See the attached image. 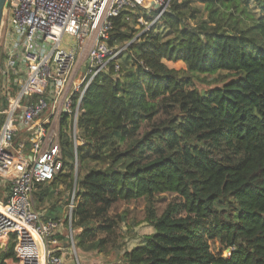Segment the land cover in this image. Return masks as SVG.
Masks as SVG:
<instances>
[{
    "label": "trees",
    "instance_id": "trees-1",
    "mask_svg": "<svg viewBox=\"0 0 264 264\" xmlns=\"http://www.w3.org/2000/svg\"><path fill=\"white\" fill-rule=\"evenodd\" d=\"M195 2L209 17L193 26ZM142 12L123 11L110 39L131 42L135 58L121 57L119 72L112 61L83 100L77 158L106 168L75 180L74 144L63 138L78 192L76 247L102 251L121 226L113 207L145 198L155 232L125 250L126 264H264V0H171L137 36ZM220 72L221 84L196 87L195 78ZM166 193L180 200L158 216L152 201ZM14 246L12 239L0 264L14 258Z\"/></svg>",
    "mask_w": 264,
    "mask_h": 264
},
{
    "label": "built area",
    "instance_id": "built-area-1",
    "mask_svg": "<svg viewBox=\"0 0 264 264\" xmlns=\"http://www.w3.org/2000/svg\"><path fill=\"white\" fill-rule=\"evenodd\" d=\"M170 5L171 0H8L0 56V176L11 181L7 199L0 200V246L15 242L8 264H65L52 248L59 244L63 221L36 209L35 190L67 172L64 135L77 158L79 119L93 80L108 73L112 61L119 72L125 54L135 58L131 42L110 44L114 19L125 10L143 8L135 27L146 31ZM152 9L156 14L146 18ZM22 132L32 144L31 161L16 172L10 150ZM20 144L18 153L24 157L26 140ZM77 193L76 187L68 204L72 242Z\"/></svg>",
    "mask_w": 264,
    "mask_h": 264
},
{
    "label": "rangeland",
    "instance_id": "rangeland-1",
    "mask_svg": "<svg viewBox=\"0 0 264 264\" xmlns=\"http://www.w3.org/2000/svg\"><path fill=\"white\" fill-rule=\"evenodd\" d=\"M192 8L197 9L196 18L190 19L189 22L194 26L198 24L199 21L207 19L209 17V10L205 7V4L200 2H195ZM253 7H250V10ZM253 12L258 16L259 12L253 10ZM132 26V25H131ZM144 31V29H139L136 34L139 36ZM161 31L164 34V29L161 27ZM5 31L1 32L0 35V56L3 53V41H4ZM71 40V39H70ZM69 38H65L67 43ZM128 57V54L124 55L123 60ZM169 68L175 69L179 72L186 70V64L181 60H164ZM131 66V65H129ZM223 72L216 73L214 75H200L199 78H195L196 87L201 90H207L214 87L217 84H221L220 80ZM205 80V81H203ZM2 108V100L0 99V109ZM0 121L2 117L0 116ZM80 136V135H79ZM69 166L71 172L73 173L74 179L78 177H83L89 170L92 169H104L106 164L83 162L80 163L76 156L71 157L69 160ZM180 200L177 194H161L157 195L152 201V204L156 210L158 216H160L168 207L169 204L178 202ZM150 201L142 198L133 201H120L111 210V215L120 218L121 226L117 230L116 237L107 244L102 251L94 250L90 252L82 251L76 247L75 240L72 242L69 234L67 240L59 241L58 245H52V248L56 252L62 253L65 264H126L123 254L127 248H132L133 246L142 243L146 238L155 232L154 227L147 221L148 208L150 206ZM122 217V219H121ZM78 230L73 231V238ZM10 242L7 247L0 246V261L1 256L8 250ZM65 245V246H64ZM220 245L216 243L214 248H218ZM224 254L228 256L230 250L226 249ZM13 260V258L11 259ZM10 260V261H11ZM9 261V262H10Z\"/></svg>",
    "mask_w": 264,
    "mask_h": 264
},
{
    "label": "crops",
    "instance_id": "crops-1",
    "mask_svg": "<svg viewBox=\"0 0 264 264\" xmlns=\"http://www.w3.org/2000/svg\"><path fill=\"white\" fill-rule=\"evenodd\" d=\"M23 146L24 157H20L18 153V148L25 142ZM29 138L26 133H20L14 144V148L10 151L11 156H14V167H16V172H19L31 161V146L29 143ZM8 159V158H7ZM72 177H68L66 172L62 174L56 180L49 183L40 184L35 190V206L40 212L45 214L46 218L61 219L63 224L61 226L60 232L58 233V239L67 240L70 234V224L68 222V204L72 195V192L76 188V182L72 185ZM0 186L3 189L0 190V200H6L11 186L10 178L5 176H0ZM7 187V188H6ZM62 242V241H61ZM65 246V245H64ZM62 256V253H60ZM12 258L6 259L8 264Z\"/></svg>",
    "mask_w": 264,
    "mask_h": 264
},
{
    "label": "water",
    "instance_id": "water-1",
    "mask_svg": "<svg viewBox=\"0 0 264 264\" xmlns=\"http://www.w3.org/2000/svg\"><path fill=\"white\" fill-rule=\"evenodd\" d=\"M7 2L8 0H0V35L2 31L3 19H4Z\"/></svg>",
    "mask_w": 264,
    "mask_h": 264
}]
</instances>
